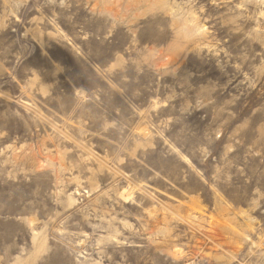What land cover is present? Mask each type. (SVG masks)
Masks as SVG:
<instances>
[{
  "label": "rangeland",
  "instance_id": "rangeland-1",
  "mask_svg": "<svg viewBox=\"0 0 264 264\" xmlns=\"http://www.w3.org/2000/svg\"><path fill=\"white\" fill-rule=\"evenodd\" d=\"M0 264H264V0H0Z\"/></svg>",
  "mask_w": 264,
  "mask_h": 264
}]
</instances>
